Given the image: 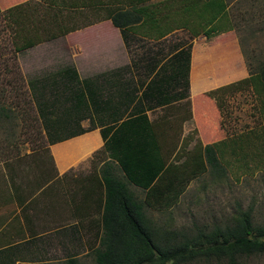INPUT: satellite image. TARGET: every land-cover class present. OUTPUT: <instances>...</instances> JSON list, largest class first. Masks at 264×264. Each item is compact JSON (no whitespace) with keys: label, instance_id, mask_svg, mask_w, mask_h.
<instances>
[{"label":"trees","instance_id":"trees-1","mask_svg":"<svg viewBox=\"0 0 264 264\" xmlns=\"http://www.w3.org/2000/svg\"><path fill=\"white\" fill-rule=\"evenodd\" d=\"M52 2L53 6L45 7L46 11H51L48 21L44 15L38 17L35 13L36 17L32 16L30 2L0 13L7 28L19 31V34H14L17 36L14 41L16 53L33 48L46 35L53 33L54 23H57V36H64L97 21H88L84 13L100 14L102 16L98 20H109L120 31L126 46L134 39L158 42L181 30L186 31L191 40L200 35L210 39L236 31L237 18L244 17L242 13L233 14L227 0ZM81 17L86 20L83 24L77 20ZM24 30L30 33L29 36L23 37L21 32ZM41 33L44 35L41 36ZM191 47V44L176 43L169 53L160 57L154 56L152 50L147 48L132 62L133 69L148 73L138 78L141 86L145 85V80L153 71H160L146 85L145 95L152 92L155 85L162 88L166 85L168 91L171 88L174 90L175 101L187 98ZM211 53L208 60L202 61L206 77L214 80L217 75L229 74L235 68L229 63L233 59L226 49L221 47ZM164 71L168 75L163 77ZM248 71L249 77L239 81L238 86L243 90L252 89L257 100L256 113L264 123V62L255 70L248 68ZM42 82L30 81L26 87L47 128L46 136L49 134L50 138L48 144L85 133L87 129H83L80 122L86 119L87 97L90 103L93 101L80 88L75 70L66 68L60 71L57 79H54L57 86L52 88H46L45 82ZM46 97L53 101L46 104ZM184 105L189 103L184 102ZM56 107H61V110L58 111L57 119L52 120ZM5 112L6 109L0 108V117L6 118ZM190 117L191 113L185 120ZM262 127V133L252 129L245 135L205 146L197 142L191 150L182 148L180 142L167 140L160 131L161 127L151 124L145 114L120 125L105 127L101 131L103 151L113 161L104 163L101 169L104 184L102 237L100 248L94 253V263L247 264L264 256V223L254 221L251 207L239 209L223 224H194L190 229L181 231L159 227L145 213L146 207L151 211L168 209L193 181L202 176L209 175L214 180L226 181L228 176H232L234 167L237 170H250V162L255 157H250L246 150L252 140L264 141V136H261L264 135V125ZM113 162H116L120 177L114 173ZM129 186L138 189L142 198Z\"/></svg>","mask_w":264,"mask_h":264},{"label":"crops","instance_id":"crops-1","mask_svg":"<svg viewBox=\"0 0 264 264\" xmlns=\"http://www.w3.org/2000/svg\"><path fill=\"white\" fill-rule=\"evenodd\" d=\"M25 2L39 4L41 7L53 6L52 0H19V2L9 0L7 3L9 6H6L5 10ZM53 25V33L46 35L27 52L40 51L41 56L53 53V58H56L53 61H57V56H60L56 50L57 40L63 45H69L67 48L71 65L54 71L51 78L57 79V74L66 68L75 70L80 88L86 95H90L93 101L90 103L87 97L86 119L80 122L81 127L87 131L48 146L52 165L45 171V176L37 174L34 179L30 178V181L21 174L23 170L8 168L4 195L0 199V264H95L94 253L100 248L102 237L104 206L101 169L104 163L113 161L103 151L104 139L101 131L105 127L120 125L145 114L151 124L161 127V133L169 140L174 134L171 129L177 122L181 121L182 124L190 120L193 122L191 100L194 101L195 98L200 100V95L211 96L213 102L218 105L216 109L220 114L219 102L234 96L239 81L249 77L241 47L238 41H233L231 56L243 65L233 68L231 70L233 73H222L214 80L205 82L203 86H196L192 76L193 54L196 48L205 44L197 45L194 38L189 40L192 47L187 98L175 101L174 90L171 88L168 91L166 85L165 88L155 85L153 91L145 95L146 85L160 71H153L145 80V85L141 86L138 78L140 76L143 78L146 71L133 69L131 59L128 65L111 70L110 59L115 53L123 54L125 62L126 48L130 47L132 42L158 45L176 31L158 42L134 39L129 46H126L120 31L113 27L109 20H97L64 36H57V23ZM82 32H87L90 38L86 55L81 45L82 38L77 43H68L71 35L76 36ZM227 33L210 39L202 35L198 37L216 40L217 37L222 38ZM151 50L154 56L160 57L164 54L161 48ZM167 75L166 71L162 73L163 77ZM232 85L236 86L232 87ZM243 91L250 93L254 98L251 108L257 107L256 96L252 89ZM184 102L189 103L187 105L191 113L189 120L183 117L184 107H187ZM263 125L264 123L261 126ZM89 127L94 128L89 129ZM198 134L199 137L200 134L202 135L199 131ZM110 136L111 133L108 134V137ZM234 136L235 134H231L225 140ZM220 141L222 140L217 142ZM112 166L114 173L120 177L119 172L116 171V162H113ZM129 189L136 194L139 193L138 189L132 186H129Z\"/></svg>","mask_w":264,"mask_h":264},{"label":"rangeland","instance_id":"rangeland-1","mask_svg":"<svg viewBox=\"0 0 264 264\" xmlns=\"http://www.w3.org/2000/svg\"><path fill=\"white\" fill-rule=\"evenodd\" d=\"M14 1L19 2V0ZM8 2L9 0H0V13L5 10L6 6H9ZM227 2L233 14L242 13L244 17L237 18L236 31L229 32L222 38L205 40L201 36L195 39L197 45L201 43L206 45L196 48L193 54L192 76L196 81V86L201 87L211 80L210 77H206L205 64L202 61L208 60L212 54L211 51L221 47L231 54L233 41H238L242 57L248 68L255 70L259 64L264 62V0H227ZM45 7L35 3L29 4L33 17H36L35 13L38 17L44 15L45 20L48 21L51 11L49 13ZM84 16H90L89 19L87 18L88 21H95L102 15L84 13ZM77 20L80 24L86 21L82 17ZM15 33L19 34V31H11L7 28L0 15V108L6 109L7 115L6 118L0 117V199L4 195L3 189L6 184V174H9V167L23 170L21 174L31 181L30 178L34 179L37 174L45 176V171L52 165L48 151L49 134L47 137V128L44 127L39 117L36 104L26 83L43 81L46 88H52L57 86L54 78H51L53 72L71 65L67 48L69 45H63L58 40L56 50L60 56H57V61H53L56 59L53 58V53L45 56H41L40 51L33 52L32 50L16 53L14 50V41L17 40ZM21 33L23 37L30 34L27 30ZM87 37V32L76 36L71 35L68 43H77L82 38L81 45L86 55L90 45V38ZM189 40L191 39L186 31H176L158 45L134 41L130 47L126 48L125 62L123 54L115 53L110 59L109 69L114 70L128 65L130 59L132 62L138 59L147 48L153 50L161 48L162 53L165 54V50L169 53L168 50L171 51L174 44H189ZM232 59L229 62L230 65L241 66L242 62H238L234 56ZM236 87L237 91L233 90L234 96L229 100L219 102L221 103L220 114L216 109L218 105L213 102L211 96L200 95V100L198 98L191 100L193 122L191 120L183 124L181 121L177 122L171 129L174 133L171 140L180 142L182 148L188 150L192 149L197 142L208 145L219 140L225 141L231 134L245 135L246 131L252 129L262 133L263 121L256 113V107L251 108L254 103L253 96L241 90L238 85ZM37 89L40 90V88ZM46 99H48L46 104L53 101L50 97ZM55 101L57 102V97ZM60 108L56 107L51 116L52 120L57 119ZM184 113L183 117H188L189 106L185 108ZM197 129L199 133H202L200 137ZM261 136L264 135L261 134ZM246 151L250 157H255L250 162V170L240 168L237 170L234 167L231 170L232 176H228L226 181L214 180L209 175L202 176L188 186L186 192L174 205L164 211H151L146 207V216L159 227L181 231L190 229L194 224L198 226L223 224L237 214L239 209L247 210L251 207L254 221L264 223V141L252 140ZM139 197L142 198L140 192ZM247 264H264V256Z\"/></svg>","mask_w":264,"mask_h":264}]
</instances>
